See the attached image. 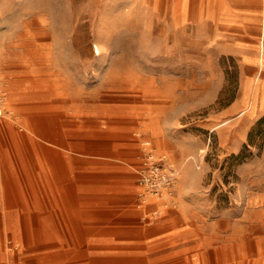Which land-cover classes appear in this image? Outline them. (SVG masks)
Returning a JSON list of instances; mask_svg holds the SVG:
<instances>
[{"label": "rangeland", "instance_id": "374dc122", "mask_svg": "<svg viewBox=\"0 0 264 264\" xmlns=\"http://www.w3.org/2000/svg\"><path fill=\"white\" fill-rule=\"evenodd\" d=\"M238 1L0 0V264H264V0L246 22ZM61 110L83 116L72 153L35 135ZM147 149L173 172L160 196ZM124 209L189 247L107 250L68 216Z\"/></svg>", "mask_w": 264, "mask_h": 264}, {"label": "crops", "instance_id": "0c3cea01", "mask_svg": "<svg viewBox=\"0 0 264 264\" xmlns=\"http://www.w3.org/2000/svg\"><path fill=\"white\" fill-rule=\"evenodd\" d=\"M261 1V0H260ZM239 0L235 5L224 6V9L238 10L241 20L244 22L248 14L245 5ZM264 6V5H263ZM148 143L150 141L148 140ZM177 218H182V212L173 210ZM119 210H106L102 215L91 212L76 213L68 216L79 218L72 222V225L81 228V233L87 236L89 242L96 241L104 245L105 249H144L151 244H169L175 239L176 244L189 247L191 237H187V227L182 225H160L145 228L139 226V212L131 209H124V214H119ZM122 215V216H121ZM171 216V215H169ZM181 216V217H180ZM32 215L28 213V233L32 235ZM36 229V228H35ZM37 232V230H36ZM32 239L33 236H31ZM174 238V239H173ZM187 256L183 258L185 261ZM182 260V259H181Z\"/></svg>", "mask_w": 264, "mask_h": 264}, {"label": "bare ground", "instance_id": "6f19581e", "mask_svg": "<svg viewBox=\"0 0 264 264\" xmlns=\"http://www.w3.org/2000/svg\"><path fill=\"white\" fill-rule=\"evenodd\" d=\"M128 86V85H127ZM50 97V96H49ZM8 101V100H7ZM6 101V102H7ZM5 102V103H6ZM0 113H2V110L0 108ZM52 114V113H51ZM53 115V114H52ZM45 116V115H44ZM50 116V115H49ZM50 118V117H48ZM46 119V118H45ZM83 119V116L79 115V114H71L68 111H64L61 110V113L57 114L54 116L53 121L51 122L50 126H47L46 130H43L42 132H36L35 135H37L40 139H41V146L44 150H48L51 151L52 153H57L58 152V148H61L62 145H64V147L66 146V148L69 149V151L72 153L73 151V146L75 145V143H72V141H70V139L72 140V138L76 137L75 135H77V131L78 129H74L73 127L78 125V122H80ZM44 121V119H42ZM42 121V122H43ZM39 122V121H37ZM61 122L63 123V129L61 128ZM41 123V122H40ZM45 123V122H44ZM43 123V124H44ZM48 123V122H46ZM33 125V124H32ZM140 125V124H139ZM43 128V126H40ZM76 128V127H75ZM42 130V129H41ZM50 131L53 135V139H49L46 137L45 133ZM124 132V131H123ZM47 134V133H46ZM151 134V133H150ZM90 135V134H88ZM106 136V135H105ZM92 137V136H91ZM102 137V135H101ZM126 137V136H125ZM119 138V137H118ZM123 138V137H122ZM64 142V144L62 143ZM52 144V145H51ZM61 153V152H60ZM46 156V155H45ZM62 156V155H60ZM60 159V158H59ZM62 159V158H61ZM34 161V160H33ZM48 161V160H47ZM61 161V160H59ZM59 163V162H58ZM61 167V166H60ZM59 171V170H58ZM33 173H34V178L37 179L38 182H40V184L43 185L44 182L48 181L50 179L51 175H56V171L54 170V168L50 165H48V163L46 162V160H43V164H39V165H33ZM59 176V175H58ZM61 176V175H60ZM51 180H53L51 178ZM55 180V179H54ZM58 189V188H57ZM155 198V197H154ZM150 199V198H149ZM151 200H153L151 198ZM150 200V201H151ZM259 203V202H258ZM258 205V204H257ZM250 207V206H249ZM254 207V206H253ZM120 212H122V214H124L123 210H119ZM79 212V211H78ZM171 212V211H170ZM169 212V215L172 214ZM261 212V211H260ZM104 214V213H103ZM248 229V228H247ZM225 230V229H224ZM222 231V230H221ZM236 236V235H235ZM231 237V236H230ZM234 242V241H233ZM193 246H197V243L195 242L194 244L192 243ZM245 245V244H244ZM229 248V247H228ZM233 251L236 252L237 251V244L234 243L233 244ZM199 255V254H197ZM219 256V255H218ZM231 259V258H230ZM197 260V257L195 258V261ZM232 260V259H231ZM197 263V261H196Z\"/></svg>", "mask_w": 264, "mask_h": 264}, {"label": "built area", "instance_id": "2783aa9c", "mask_svg": "<svg viewBox=\"0 0 264 264\" xmlns=\"http://www.w3.org/2000/svg\"><path fill=\"white\" fill-rule=\"evenodd\" d=\"M5 97V92L0 89V101ZM146 146L148 141H145ZM138 179L146 192L160 196L172 187L173 172L167 166L163 156L155 155L147 149L144 163L138 168Z\"/></svg>", "mask_w": 264, "mask_h": 264}]
</instances>
